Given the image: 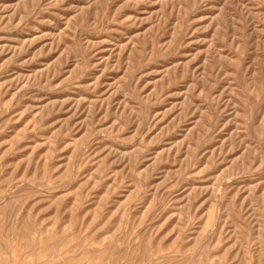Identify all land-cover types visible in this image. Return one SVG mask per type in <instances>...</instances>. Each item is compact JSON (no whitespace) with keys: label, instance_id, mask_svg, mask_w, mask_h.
I'll list each match as a JSON object with an SVG mask.
<instances>
[{"label":"rangeland","instance_id":"obj_1","mask_svg":"<svg viewBox=\"0 0 264 264\" xmlns=\"http://www.w3.org/2000/svg\"><path fill=\"white\" fill-rule=\"evenodd\" d=\"M0 264H264V0H0Z\"/></svg>","mask_w":264,"mask_h":264}]
</instances>
